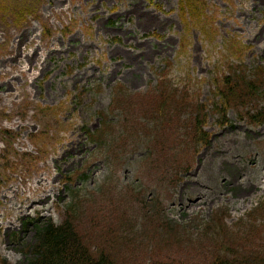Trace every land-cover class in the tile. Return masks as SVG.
<instances>
[{"label": "rangeland", "instance_id": "1", "mask_svg": "<svg viewBox=\"0 0 264 264\" xmlns=\"http://www.w3.org/2000/svg\"><path fill=\"white\" fill-rule=\"evenodd\" d=\"M198 1L202 17L189 26L179 0H27L26 15L0 13V262L22 264V251L33 243L31 223L60 225L69 206L88 242L114 232L127 240L117 255L134 264H205L218 247L204 238V224L219 211L240 234L230 242L217 234L231 247L241 245L251 223L264 226V215L255 212L264 202V125L230 110L228 124L218 127L210 115L204 128L210 140L194 150L185 138L193 137V115L182 106L210 105L211 80L228 66L248 73L264 68V0ZM26 33L18 54L14 44ZM226 43L235 55L245 48L242 61L225 53ZM33 51L32 67L13 58ZM166 89L175 98L167 96L162 121L146 114L141 101ZM43 108L60 110L44 118ZM87 131L105 137L92 140ZM37 134L41 147L31 140ZM156 137L166 157L152 164ZM173 137L183 145L168 144L177 142ZM5 157L14 171L2 167ZM196 181L207 206L188 210ZM243 185L256 189L241 199ZM157 208L179 236L192 239L162 248L160 232L144 217ZM255 233L247 242L257 252L264 231Z\"/></svg>", "mask_w": 264, "mask_h": 264}, {"label": "trees", "instance_id": "2", "mask_svg": "<svg viewBox=\"0 0 264 264\" xmlns=\"http://www.w3.org/2000/svg\"><path fill=\"white\" fill-rule=\"evenodd\" d=\"M27 4L32 3H27V0H0V13L6 15L10 8L16 14L18 11L26 15L30 9L27 7ZM179 6L183 17L182 20L186 26H189L190 20H195L196 24L199 23L198 20L201 19L203 10L198 0H179ZM201 31H203L207 39L211 38L210 32L204 29V27ZM244 50V47L239 46L236 49L238 55H235L233 50L229 48V45L225 44V53H228V56L234 58L237 62L242 61L241 54ZM211 86L212 98L210 105L203 103H185L182 105L184 110L189 109L191 115H193V119L190 122V127L193 129V137L185 138L190 139L194 150L195 148L206 146L210 140V135L204 130L210 115L217 118L216 125L218 127H224L228 124L227 115L230 110H233L252 126L264 125V68L258 67L254 73H248L241 68L228 66L227 71L223 72V75L218 74L212 78ZM167 96L175 98V94L171 95L170 91L166 89L159 98L153 95L146 103L141 101L146 114L156 117L158 120H165L168 116L167 111L169 110V107L166 105L170 102L169 99H166L168 98ZM180 103L184 102L181 101ZM175 104L176 102L172 105ZM41 110L43 111L44 118L48 117L47 112H52V117L56 118L60 109L43 108ZM170 110H172L171 105ZM49 129L50 127L45 125L44 131L39 133L44 137L43 139L47 137L48 134L45 132ZM8 134V138H10L11 135L10 133ZM39 134L32 135L31 140L38 147H41L42 139H38ZM87 135L90 139L97 141L96 137H105V134L98 132L91 133L87 131ZM173 138L177 142H168V144H172L175 147L183 145V141H178L177 137ZM151 146L156 151L150 148L148 162L154 164L155 162L153 163L151 160H164L166 157L165 152L161 151L165 147L162 146L161 139L158 137L154 138ZM1 160H3L4 165L2 167L5 170H15V164L9 163L7 157ZM190 164L191 162L188 161L185 167L189 168ZM65 181L69 183L73 182L72 179H66ZM156 205L159 207L158 204ZM65 210L66 213L60 225H55L51 219L43 221L36 219L31 223L34 231L33 243L22 251L25 257L22 264H134L131 259L117 255L119 248L123 244H126L127 240L119 241L118 234L108 231L107 237L104 240L101 239L97 241L96 245H92L77 227V215L74 209L69 206ZM141 211L143 212V207ZM255 212L258 215H264V202L257 206ZM144 217L151 225V229H155L157 234L158 231L160 232L161 238L159 237L158 239H160L159 243L162 244V248L173 243L182 244L184 240L192 239V236L188 233H183L179 236L180 234H177L178 230L172 227L164 216H161L160 209L158 208L151 216L144 210ZM226 220L227 213L219 211L214 214L209 222L204 224V238H209L218 247V253L209 257L205 264H264V245L261 247V251L256 252L249 248L250 243L247 242L250 235L257 234L255 231L262 233L264 226L258 229L255 227L254 222L253 224L251 223L250 227L246 230V234L243 235L241 245L231 247L217 238V234L224 237L225 241L228 242L232 241L231 238H236L237 236L238 239L240 238L238 232L226 225ZM236 226H240V224L234 227ZM0 264L10 263L1 261ZM150 264L170 263L154 260Z\"/></svg>", "mask_w": 264, "mask_h": 264}, {"label": "bare ground", "instance_id": "3", "mask_svg": "<svg viewBox=\"0 0 264 264\" xmlns=\"http://www.w3.org/2000/svg\"><path fill=\"white\" fill-rule=\"evenodd\" d=\"M28 33H26V35L24 36H21L17 39H19L18 41H16L14 44V47L18 50V54L20 53L19 51V48L22 46V44H24L27 40H28ZM18 54H13V58L14 59H19L20 61H25L26 63H28L29 65H31V67L33 66V64L36 62V58H37V52L36 51H33L32 55L31 56H25V57H21L19 56ZM218 155H225V150L223 151H220L219 153H217ZM224 165L225 166H234L233 163H227V162H224ZM264 172V170H263ZM264 177V176H263ZM241 175L238 174L237 176V185H239L241 183ZM260 185V183H259ZM191 192L196 196L195 199L192 201V204L188 207V210H191L193 208H202L204 206H207L205 203H204V200L201 199V196H200V190L202 189H205L204 188V185L198 181H196L193 185H191ZM251 187V191L248 192V190L250 189ZM259 187V186H258ZM256 188L253 186V185H243L242 188H241V194L238 195V198H241V199H244V198H247V197H250L252 194H253V190H255Z\"/></svg>", "mask_w": 264, "mask_h": 264}]
</instances>
